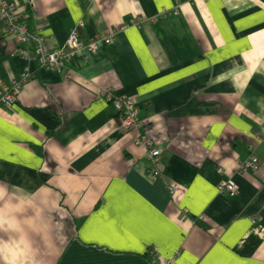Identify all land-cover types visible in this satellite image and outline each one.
I'll return each instance as SVG.
<instances>
[{
    "label": "crops",
    "instance_id": "obj_1",
    "mask_svg": "<svg viewBox=\"0 0 264 264\" xmlns=\"http://www.w3.org/2000/svg\"><path fill=\"white\" fill-rule=\"evenodd\" d=\"M17 1L51 50L79 23L120 31L51 68L0 24V89L20 82L0 103V264H264V0ZM105 89L135 100L163 174Z\"/></svg>",
    "mask_w": 264,
    "mask_h": 264
},
{
    "label": "built area",
    "instance_id": "obj_2",
    "mask_svg": "<svg viewBox=\"0 0 264 264\" xmlns=\"http://www.w3.org/2000/svg\"><path fill=\"white\" fill-rule=\"evenodd\" d=\"M18 5L17 0H0V24L3 26L6 34L10 35L22 46V57L25 59L36 58L41 67H59L68 63L77 54L82 53L86 55L94 53L101 44L113 42L120 31V28L114 27L104 35L87 36L80 30L81 23H79L70 32L64 45L58 50H51L40 33L30 31L22 15L17 13ZM176 11V9H173L172 12L176 13ZM133 23L132 21L128 25ZM29 76V73H24L22 80ZM19 89L20 82L15 81L9 89L2 87L0 89V103L4 105L10 104L15 99ZM102 92L104 97L108 101L111 100L114 106L119 128L125 132L132 130L137 132L134 142L142 144L146 149L147 158L150 162L148 173L154 176L163 174L165 165L161 159L162 148L155 145L151 139L140 131L141 126L137 116L135 100L125 94L114 97L109 89H105ZM257 163L258 158L252 155L240 161L239 172L255 169ZM217 172H222V169L218 167ZM172 188L170 186L168 189L171 191ZM217 189L219 194L234 195L238 192L239 187L232 178H223L219 181ZM254 221L255 219L252 220V222ZM162 264H172V259H166L162 261Z\"/></svg>",
    "mask_w": 264,
    "mask_h": 264
},
{
    "label": "rangeland",
    "instance_id": "obj_3",
    "mask_svg": "<svg viewBox=\"0 0 264 264\" xmlns=\"http://www.w3.org/2000/svg\"><path fill=\"white\" fill-rule=\"evenodd\" d=\"M23 9H24V8H23ZM17 13L20 14V15H26L25 12H24V14H22L19 5H18ZM113 28H114V27H113ZM113 28H112V29H113ZM109 91L114 95V91H113L112 89H109ZM114 97H116V96H114ZM112 99H113V98H112ZM113 100H115V99H113ZM110 103H112L111 100H110Z\"/></svg>",
    "mask_w": 264,
    "mask_h": 264
}]
</instances>
